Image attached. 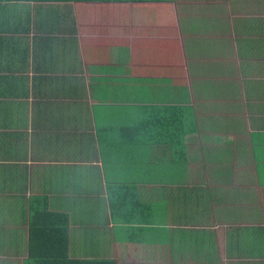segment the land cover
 Returning <instances> with one entry per match:
<instances>
[{"label":"crops","instance_id":"crops-1","mask_svg":"<svg viewBox=\"0 0 264 264\" xmlns=\"http://www.w3.org/2000/svg\"><path fill=\"white\" fill-rule=\"evenodd\" d=\"M35 197L70 257L264 264V0L0 1V264Z\"/></svg>","mask_w":264,"mask_h":264},{"label":"trees","instance_id":"trees-1","mask_svg":"<svg viewBox=\"0 0 264 264\" xmlns=\"http://www.w3.org/2000/svg\"><path fill=\"white\" fill-rule=\"evenodd\" d=\"M149 123L150 115H147L143 124ZM164 132L163 130L160 133L165 135ZM26 253V264H118L115 259L109 258L70 257L68 254V215L64 212L49 210L44 199L40 197H35L30 204Z\"/></svg>","mask_w":264,"mask_h":264}]
</instances>
